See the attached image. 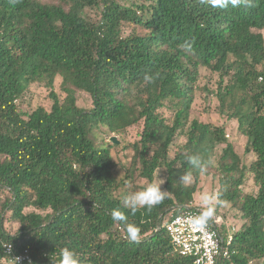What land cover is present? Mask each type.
<instances>
[{"label":"trees","instance_id":"16d2710c","mask_svg":"<svg viewBox=\"0 0 264 264\" xmlns=\"http://www.w3.org/2000/svg\"><path fill=\"white\" fill-rule=\"evenodd\" d=\"M91 7L100 11L96 21L86 16ZM262 28L264 0L227 9L200 0H0V188L9 194L0 203V264H12L6 244L16 254L27 249L28 264H51L65 247L81 264H195L164 224L194 206L201 174L215 172L218 200L239 209L243 221L219 264H264ZM200 67L228 78L218 86L219 109L247 137L245 152L256 156L249 165L225 126L190 120ZM58 76L63 99L54 90ZM35 82L50 88L53 103L25 116L18 100ZM77 90L91 95V108L78 104ZM165 107L171 119L159 112ZM139 122L131 166L119 177L111 151L118 143L98 144L93 130L124 133ZM178 134L187 140L172 156ZM191 156L210 161L206 171ZM159 168L169 197L132 214L116 193L135 171L154 183ZM247 172L256 193L243 192ZM188 173L193 183L181 180ZM114 209L140 229L138 242L113 221ZM9 214L19 225L14 233L5 226Z\"/></svg>","mask_w":264,"mask_h":264},{"label":"rangeland","instance_id":"374dc122","mask_svg":"<svg viewBox=\"0 0 264 264\" xmlns=\"http://www.w3.org/2000/svg\"><path fill=\"white\" fill-rule=\"evenodd\" d=\"M86 16L96 21L100 17V11L95 7L87 8ZM130 31L131 29L128 28L126 33ZM257 32L264 36V28L257 30ZM227 79V77L222 78L220 73L211 71L207 67H200V76L195 89V99L190 112V120L197 118L200 122L225 126L226 136L234 145L235 151L241 156L242 163L249 165L256 158V156L252 152H245L247 137L240 132L238 122L235 119H229L227 115L221 113L219 109V98L217 96L218 86L221 81L223 84L226 83ZM61 81L62 78L58 76L55 80L54 90L58 93L60 99H63L65 97V92L61 87ZM76 95L80 106L85 108H91L93 106L92 97L89 93L77 90ZM52 103L53 100L50 97V88L40 82L31 83L21 99L18 100L19 109L25 116L39 106L50 109ZM159 112L169 119L173 116V112L166 107L159 109ZM142 130L143 122H139L138 124L130 127L124 133L110 132L103 125H99L93 130L92 136L98 144L104 145L112 143L111 137L113 136H115L118 140V144H115L116 146H112L111 151L114 159L118 162L116 170L119 177H124L127 172V168L131 166V161L135 153L133 144L140 139ZM186 140L187 137L184 134H178L174 138L171 146L172 156L175 154L179 145L183 144ZM223 147V144H219L217 146L216 156L221 154ZM216 156L214 157V163L217 162ZM160 179H162L165 183L166 171L163 168L156 170L154 183H160ZM190 183H193V177ZM149 184L150 183L146 178L141 177L139 172L135 171L132 181H126L125 185L116 194L118 196H126L133 192L142 190ZM163 184L161 186H163ZM220 187L221 184L219 182V176L216 172L207 175L201 174L192 205L198 206L204 210L201 204V195L204 193L215 194L219 191ZM242 189L244 193L257 192L258 187L253 182L251 172H247V178L242 186ZM7 195H9L7 190L0 188V203L7 197ZM240 215L241 213L239 209L234 207L231 203L225 202L221 205H216L215 214L212 219L219 220L223 231H228V229H230V231L235 233L239 230L240 225L243 222ZM9 216L10 214L8 215V220L6 221L5 226L11 233H14L18 229L19 225Z\"/></svg>","mask_w":264,"mask_h":264},{"label":"clouds","instance_id":"9594fccd","mask_svg":"<svg viewBox=\"0 0 264 264\" xmlns=\"http://www.w3.org/2000/svg\"><path fill=\"white\" fill-rule=\"evenodd\" d=\"M200 2L202 4L209 3L212 7L221 9H227L229 6L233 8L241 6L249 7L252 4V0H200ZM181 47L188 53L193 51V46L190 42H185ZM144 80L148 83L154 82L153 77L148 75H145ZM189 162L194 168L200 169L201 172L206 171L208 164L211 163L210 161L207 163L203 162L199 156L189 157ZM191 179V173L181 177V180L186 184L190 183ZM163 183L164 181L160 179V183H151L140 191L124 196V205L131 209L132 214H135L141 208H147L150 211L154 206L159 205L169 197V192L167 190H162L161 188ZM219 195L220 193H204L201 195L200 199L204 210L199 216L192 219V223L200 230H204L209 221L213 218L217 203H224L223 201L218 200ZM111 216L115 222H124L127 231V238L130 241H139L140 229L133 224H128L127 218L123 212L114 209ZM51 264H81V260L74 250L65 247L60 250L59 258L52 260Z\"/></svg>","mask_w":264,"mask_h":264},{"label":"built area","instance_id":"2783aa9c","mask_svg":"<svg viewBox=\"0 0 264 264\" xmlns=\"http://www.w3.org/2000/svg\"><path fill=\"white\" fill-rule=\"evenodd\" d=\"M203 210L188 207L178 214H172L164 226L173 244L183 255L193 258L195 264H219L221 258L231 255L234 233L223 231L218 219H211L204 230H200L192 219ZM5 253L12 264H28L32 258L27 249L16 254L12 244L5 245Z\"/></svg>","mask_w":264,"mask_h":264},{"label":"water","instance_id":"95a60500","mask_svg":"<svg viewBox=\"0 0 264 264\" xmlns=\"http://www.w3.org/2000/svg\"><path fill=\"white\" fill-rule=\"evenodd\" d=\"M111 141L114 142V143H118V140L116 139L115 136L111 137Z\"/></svg>","mask_w":264,"mask_h":264}]
</instances>
